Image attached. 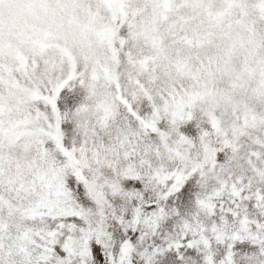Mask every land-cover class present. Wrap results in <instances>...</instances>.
Instances as JSON below:
<instances>
[{
    "label": "snow or ice",
    "instance_id": "1",
    "mask_svg": "<svg viewBox=\"0 0 264 264\" xmlns=\"http://www.w3.org/2000/svg\"><path fill=\"white\" fill-rule=\"evenodd\" d=\"M0 264H264V0H0Z\"/></svg>",
    "mask_w": 264,
    "mask_h": 264
}]
</instances>
